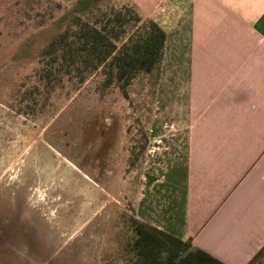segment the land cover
Segmentation results:
<instances>
[{
  "label": "rangeland",
  "instance_id": "1",
  "mask_svg": "<svg viewBox=\"0 0 264 264\" xmlns=\"http://www.w3.org/2000/svg\"><path fill=\"white\" fill-rule=\"evenodd\" d=\"M109 1L150 17L165 0ZM79 3L0 0V264H123L114 218L135 210L144 180L161 177L175 147L184 148L186 117L203 115L199 95L187 114L172 88L169 52L159 94L138 78L128 98L116 88L100 95L94 75L77 91L27 107L38 52Z\"/></svg>",
  "mask_w": 264,
  "mask_h": 264
},
{
  "label": "crops",
  "instance_id": "2",
  "mask_svg": "<svg viewBox=\"0 0 264 264\" xmlns=\"http://www.w3.org/2000/svg\"><path fill=\"white\" fill-rule=\"evenodd\" d=\"M150 17L166 32L157 94L169 52L186 113L196 95L204 111L186 117L184 148L144 180L134 211L225 264H246L264 246V0H165Z\"/></svg>",
  "mask_w": 264,
  "mask_h": 264
},
{
  "label": "trees",
  "instance_id": "3",
  "mask_svg": "<svg viewBox=\"0 0 264 264\" xmlns=\"http://www.w3.org/2000/svg\"><path fill=\"white\" fill-rule=\"evenodd\" d=\"M75 1L81 5L78 11L37 54L35 81L23 95L28 98L26 106L39 109L56 91H77L94 75H99L95 88L100 95L116 88L128 98L138 78H146L155 90L165 30L129 4ZM112 226L116 258L123 264H225L195 246L190 237L161 230L139 219L132 209L119 212ZM246 264H264V246Z\"/></svg>",
  "mask_w": 264,
  "mask_h": 264
}]
</instances>
